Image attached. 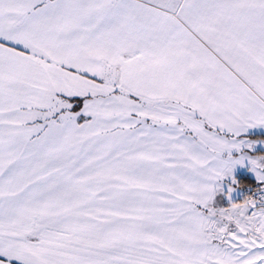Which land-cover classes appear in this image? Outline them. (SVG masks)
I'll use <instances>...</instances> for the list:
<instances>
[{
  "label": "snow or ice",
  "instance_id": "1",
  "mask_svg": "<svg viewBox=\"0 0 264 264\" xmlns=\"http://www.w3.org/2000/svg\"><path fill=\"white\" fill-rule=\"evenodd\" d=\"M0 264H264V0H0Z\"/></svg>",
  "mask_w": 264,
  "mask_h": 264
}]
</instances>
